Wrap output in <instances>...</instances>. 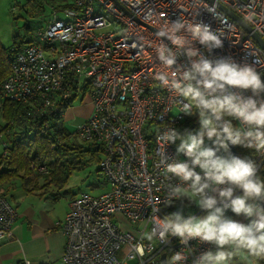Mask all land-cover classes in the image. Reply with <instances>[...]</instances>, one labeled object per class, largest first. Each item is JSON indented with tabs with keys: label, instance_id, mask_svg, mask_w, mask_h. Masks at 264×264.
<instances>
[{
	"label": "built area",
	"instance_id": "built-area-1",
	"mask_svg": "<svg viewBox=\"0 0 264 264\" xmlns=\"http://www.w3.org/2000/svg\"><path fill=\"white\" fill-rule=\"evenodd\" d=\"M40 1L50 4L48 19L30 30L29 42L12 48L1 96L28 105L27 113L33 115L54 108L56 96L67 101L83 92L91 110L76 133L102 147L98 166L108 185L99 194L80 192L71 198L63 219L56 222L65 236L60 264H172L178 252L185 258L174 264H196L214 242L189 237L182 243L183 237L171 235L166 242L159 239V221L167 215L202 218L204 208L190 190H174L190 182L167 172L174 163L192 168L194 157L182 148L177 129L192 109L187 86L201 90L197 82L203 77L196 66L205 61L252 66L264 81V50L252 36L256 32L264 40V0ZM205 30L220 44L202 41ZM241 91L226 86L217 95ZM243 95L252 92L244 90ZM234 126L244 128L236 119ZM202 128L210 125L203 123ZM0 143L5 155L1 133ZM253 150L260 168L264 150ZM195 170L202 174L199 166ZM16 217L15 207L0 194V239H13ZM258 257L264 263V256Z\"/></svg>",
	"mask_w": 264,
	"mask_h": 264
},
{
	"label": "clouds",
	"instance_id": "clouds-1",
	"mask_svg": "<svg viewBox=\"0 0 264 264\" xmlns=\"http://www.w3.org/2000/svg\"><path fill=\"white\" fill-rule=\"evenodd\" d=\"M202 41L220 44L217 36L207 30ZM196 70L203 79L197 82L201 90L196 91L195 95L201 98L205 107L212 109L215 119L223 121V117L227 115L244 125L241 129L234 127L232 121H223L219 130L212 126L207 132L209 139L215 136L222 147H226L224 140H227L233 145L242 144L257 151L264 150V97L257 98L260 92H264V81L261 80L260 73L252 66L240 67L236 63L222 61L215 66L205 61L202 65H197ZM226 86L242 91L217 95L223 93ZM249 89L252 95L245 98L243 91ZM205 94L211 98L205 99ZM204 123L210 125L212 119H206ZM222 136L224 140H221ZM241 136L244 137L243 141ZM202 143L201 136V139L192 137L190 145H182V148L187 149V154L194 157L192 168L187 163H174L167 165V172L174 174L182 182H190L186 188L177 186L174 189L176 192L190 190L199 197L198 204L214 210L203 218L190 216L187 220H182L178 214L167 215L163 221H159L163 229L159 233V239L166 242L167 236L171 235L183 237L182 243L189 237L214 242L217 252L205 253L196 264L209 261L212 264H222L233 255V252L223 250L228 244L246 248L256 256H264V205L259 203L264 201V179L259 175L258 164L250 157L234 156L230 152L226 156H218V149H201ZM196 166H199L202 174L195 170ZM237 192L240 194L237 195ZM229 209L236 216L243 214L245 218L252 217L255 212L258 218L245 224L226 216L225 212ZM151 236H155L154 231ZM184 258L178 252L171 258L172 264Z\"/></svg>",
	"mask_w": 264,
	"mask_h": 264
},
{
	"label": "trees",
	"instance_id": "trees-1",
	"mask_svg": "<svg viewBox=\"0 0 264 264\" xmlns=\"http://www.w3.org/2000/svg\"><path fill=\"white\" fill-rule=\"evenodd\" d=\"M28 34L25 39L9 47L3 46L0 42V85L11 71L12 48H20L21 45L29 42ZM187 98L192 108L196 107L201 115L203 113L204 116H208L195 98L189 94H187ZM72 100L73 98L62 101L56 96L54 108L47 107L42 112L29 115L27 113L28 105L3 98L0 92L2 121L0 122V133L4 134L6 138L4 141L7 143L4 147L5 155L2 154V151L0 153L1 195L6 197L9 190L19 189L24 194H49L47 197L57 198L60 193L59 191L55 192V188L63 187L74 169L81 168L89 162H95L98 165L103 153L100 144L80 139L76 130L70 129L65 124L64 111L70 106ZM224 118L226 121H232L234 126V119L231 116L225 115ZM197 123V120L191 122V119L188 118L183 119L177 125L181 136L180 144H185L184 133L192 131ZM213 126L219 130L215 122ZM221 140H224L223 136ZM241 140H244L243 136H241ZM224 143L226 147H222L214 136L211 139L208 138V141H203L201 149H218L216 152L218 156H226L229 152L232 154L226 140ZM233 146L237 156H247L255 160L253 148L245 147L242 144ZM42 165L45 166L46 171L38 172L37 168ZM258 170L259 175L264 179V162ZM98 171L101 172L99 166ZM213 210L203 208L201 211L202 218ZM225 215L232 217L235 213L229 209ZM257 218L258 216L254 212L252 217L245 218V223H250ZM223 250L233 252V255L238 251H244L250 258L248 264H264L258 256L251 254L248 249L237 248L235 244L225 245ZM211 252L213 254L217 252L216 245Z\"/></svg>",
	"mask_w": 264,
	"mask_h": 264
},
{
	"label": "rangeland",
	"instance_id": "rangeland-1",
	"mask_svg": "<svg viewBox=\"0 0 264 264\" xmlns=\"http://www.w3.org/2000/svg\"><path fill=\"white\" fill-rule=\"evenodd\" d=\"M50 4L40 0H0V42L3 46L9 47L27 37L30 30L36 29L44 24L49 16ZM61 17H64L61 15ZM28 29V32H27ZM88 98L79 92L77 96L70 102V106L64 111L65 124L73 130L77 129L78 123L82 122V110L86 106ZM71 114V117L69 116ZM185 119L190 118L191 122L197 120V124L192 131L183 135L185 143L191 144V138H203L208 141L207 132L214 125V120L208 115L200 114L195 107L185 112ZM212 119V124L208 130L202 128V124L206 119ZM0 122L1 116H0ZM2 139H6L2 134ZM3 145L0 143V153ZM83 163V162H82ZM108 188L107 183L95 162H89L81 168L74 169L70 174L67 183L61 188H55V192L59 191L60 195L55 200L56 203H64L72 194L78 195L80 192H88L93 195L99 194ZM15 194L14 192H12ZM197 204V203H196ZM191 216L193 214H190ZM234 216V215H233ZM236 216L233 217V219ZM246 254V256H245ZM233 258V259H232ZM227 259V258H226ZM229 260V262H228ZM250 262L248 254L244 251H238L231 256L230 259L222 262V264H244Z\"/></svg>",
	"mask_w": 264,
	"mask_h": 264
},
{
	"label": "crops",
	"instance_id": "crops-1",
	"mask_svg": "<svg viewBox=\"0 0 264 264\" xmlns=\"http://www.w3.org/2000/svg\"><path fill=\"white\" fill-rule=\"evenodd\" d=\"M90 108L87 102L81 112L82 119L90 113ZM48 195L24 194L19 189L7 192L6 197L15 207L17 217L11 226L13 239H0V264H25V260L30 264H60L65 236L56 222L63 219L70 199L76 194L64 203H56V198ZM234 219L243 222L245 217L241 214ZM128 264H134V261Z\"/></svg>",
	"mask_w": 264,
	"mask_h": 264
},
{
	"label": "water",
	"instance_id": "water-1",
	"mask_svg": "<svg viewBox=\"0 0 264 264\" xmlns=\"http://www.w3.org/2000/svg\"><path fill=\"white\" fill-rule=\"evenodd\" d=\"M219 8L226 14H228L232 19H234L239 25H241L245 30L247 31H250L251 30V27L241 18L239 17L237 14H235L234 12H232L231 10H229L228 8H226L225 6L219 4L218 5ZM252 36L254 37L255 41L262 47V49L264 50V40L260 37V35H258L256 32H253L252 33ZM187 91L192 94L196 100L200 103V105L203 107V109L205 110V112L207 113V115H209L214 121L215 123L217 124V126L219 127V129L222 127V123L220 122V120H216L215 119V116L212 112V109L211 108H207L204 106V104L201 102V98L196 96L195 93H196V88H194V90H192L190 87L187 86ZM227 144L230 148V151L232 152V154L234 156H237V153L235 151V148L233 146V144L231 143V141H227ZM259 203H261L262 205H264V201H260ZM165 258H166V255L165 253H162L160 255V260L161 262H165Z\"/></svg>",
	"mask_w": 264,
	"mask_h": 264
},
{
	"label": "bare ground",
	"instance_id": "bare-ground-1",
	"mask_svg": "<svg viewBox=\"0 0 264 264\" xmlns=\"http://www.w3.org/2000/svg\"><path fill=\"white\" fill-rule=\"evenodd\" d=\"M189 95H191L193 98H195L192 94L188 93ZM196 99V98H195Z\"/></svg>",
	"mask_w": 264,
	"mask_h": 264
}]
</instances>
